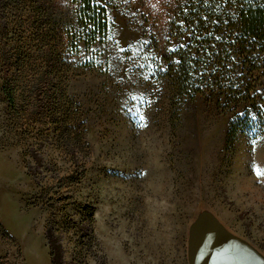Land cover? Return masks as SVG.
Wrapping results in <instances>:
<instances>
[{"label": "rangeland", "instance_id": "rangeland-1", "mask_svg": "<svg viewBox=\"0 0 264 264\" xmlns=\"http://www.w3.org/2000/svg\"><path fill=\"white\" fill-rule=\"evenodd\" d=\"M29 13L0 12V264H264V135L231 133L242 110L197 98L173 121L136 1L111 3L105 45L80 44L61 97L29 109Z\"/></svg>", "mask_w": 264, "mask_h": 264}, {"label": "trees", "instance_id": "trees-1", "mask_svg": "<svg viewBox=\"0 0 264 264\" xmlns=\"http://www.w3.org/2000/svg\"><path fill=\"white\" fill-rule=\"evenodd\" d=\"M134 1L158 52L155 81L173 121L185 104L206 98L224 113L242 110L230 121L231 133L264 135V0H0V12H30L26 43L38 68L27 88V108L61 97L53 72L64 69L80 44L105 45L108 7L127 8ZM15 57L2 47L4 80L19 70ZM6 93L13 103L14 92L8 87ZM66 127L54 129L65 141L71 132Z\"/></svg>", "mask_w": 264, "mask_h": 264}, {"label": "snow or ice", "instance_id": "snow-or-ice-1", "mask_svg": "<svg viewBox=\"0 0 264 264\" xmlns=\"http://www.w3.org/2000/svg\"><path fill=\"white\" fill-rule=\"evenodd\" d=\"M141 120L143 119V117L140 118Z\"/></svg>", "mask_w": 264, "mask_h": 264}]
</instances>
